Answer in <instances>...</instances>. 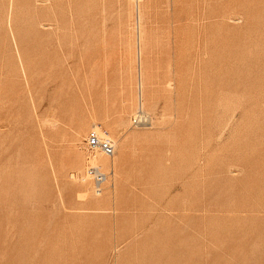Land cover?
I'll return each instance as SVG.
<instances>
[{"label": "rangeland", "instance_id": "rangeland-1", "mask_svg": "<svg viewBox=\"0 0 264 264\" xmlns=\"http://www.w3.org/2000/svg\"><path fill=\"white\" fill-rule=\"evenodd\" d=\"M0 264H264V0H0Z\"/></svg>", "mask_w": 264, "mask_h": 264}, {"label": "built area", "instance_id": "built-area-1", "mask_svg": "<svg viewBox=\"0 0 264 264\" xmlns=\"http://www.w3.org/2000/svg\"><path fill=\"white\" fill-rule=\"evenodd\" d=\"M140 121L139 118H137ZM84 148L87 152L88 161L90 156L101 153L104 156L112 158L115 153V142L109 135L108 131L100 125L89 127L84 137ZM111 168L92 165L91 162L86 164L84 177L90 180L92 190L95 195H100L104 189L105 183L110 178Z\"/></svg>", "mask_w": 264, "mask_h": 264}, {"label": "bare ground", "instance_id": "bare-ground-1", "mask_svg": "<svg viewBox=\"0 0 264 264\" xmlns=\"http://www.w3.org/2000/svg\"><path fill=\"white\" fill-rule=\"evenodd\" d=\"M43 1H45V0H43ZM48 1V0H47ZM219 1V0H218ZM220 1H222V0H220ZM41 2V1H40ZM205 2V1H204ZM203 2V3H204ZM44 3V2H43ZM203 3H202V5H203ZM229 6V5H228ZM220 8V7H219ZM181 12V11H180ZM177 13H178V11H177ZM140 106V105H139ZM137 113H138V115H137V117L138 118H146V113L144 112V111H142V109L141 108H139L137 111H136ZM147 123V122H146ZM92 126H94V125H92ZM90 157H92L91 158V160H90V162H91V164L92 165H96V166H101V167H103V168H106V167H110V165L109 164H107V165H103V164H100V163H98L95 159L96 158H99V157H101V158H105V160L106 159H110V157H107V156H104V155H102L101 153H98V154H96V155H94V156H90ZM76 158V157H75ZM106 162V161H105ZM111 168V167H110ZM111 172H112V170H111ZM84 179V178H83ZM85 180V179H84Z\"/></svg>", "mask_w": 264, "mask_h": 264}]
</instances>
